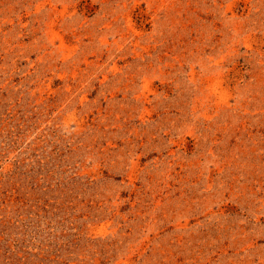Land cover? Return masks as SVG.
I'll list each match as a JSON object with an SVG mask.
<instances>
[{
  "label": "rangeland",
  "instance_id": "1",
  "mask_svg": "<svg viewBox=\"0 0 264 264\" xmlns=\"http://www.w3.org/2000/svg\"><path fill=\"white\" fill-rule=\"evenodd\" d=\"M0 264H264V0H0Z\"/></svg>",
  "mask_w": 264,
  "mask_h": 264
}]
</instances>
